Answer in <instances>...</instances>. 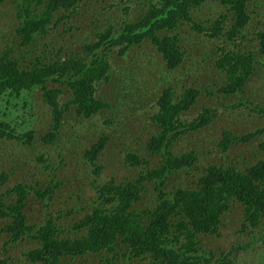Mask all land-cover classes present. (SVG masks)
<instances>
[{"label":"trees","instance_id":"1","mask_svg":"<svg viewBox=\"0 0 264 264\" xmlns=\"http://www.w3.org/2000/svg\"><path fill=\"white\" fill-rule=\"evenodd\" d=\"M205 1H144L143 11L135 19L126 15L117 25L108 22L101 28L96 24L99 29L95 39H89L90 34L80 36L81 43L73 50L58 44L53 31L84 0H0V140L10 139L28 147L37 139L45 148L37 152L36 167L41 166L45 177L50 174L46 170L53 171L51 149L60 157L74 154L73 167L82 162L81 171L89 169L93 178L103 170L101 154L112 155L116 150L128 168L121 181L110 178L95 184L91 200L65 211L53 208L52 195L60 197L63 193L58 188L66 181L53 173L44 187L39 186L42 175H38L32 183L18 180L0 192V232L6 235L0 244V264H14L7 252L18 241L33 244L21 249L22 264H73L80 259L96 264H139L146 259L148 264L210 262L199 253L200 235L219 234L222 217L232 206L241 208L239 229L258 232V238L264 241V136L257 142L262 155L254 158L255 150L248 153L240 168L233 161L196 166L197 155H201L198 148L179 153L173 150L180 135L191 138L195 131L214 122L227 104L264 114V101L248 98L254 92L264 100V88H247L262 65L258 53L264 58V24L255 30L257 49L255 44L242 43L246 36L243 29L251 20L249 3L258 0H211L224 12L221 8L203 25L196 15L193 19L192 12ZM128 8L123 6L124 11ZM6 18L9 31L2 28ZM79 26L75 23L64 29ZM183 33L191 40L203 33L225 44L216 47L220 53L210 60V51L197 56L194 43H187ZM145 41L160 55L158 62L162 65L153 83H166V75L178 67L189 66L195 73L196 64H201V71L210 69V75H215V87L209 90L207 80L197 86L195 77L193 84L181 92L174 85H166L154 101L145 103L142 92L146 85L123 75L118 76L121 80L117 88L114 86L112 102L96 96L101 82L116 81L114 74L110 77L112 65L125 66L119 59L114 62L112 51L123 56L130 47ZM38 93L42 104L50 109L49 127L39 135L36 122L40 120H33L34 112H30L32 98ZM229 97H237L238 102L230 103ZM15 105H20L28 126L21 131H17V122L8 118ZM193 108L196 115L187 120L184 115ZM142 109L149 121L143 129L136 124L142 119ZM100 114L101 124L97 118ZM251 122L242 135L223 128L215 140L216 147L226 151L234 141L247 142L261 135L263 129L255 127L256 120ZM146 131L148 137L142 138ZM118 132L129 133L130 142L123 147L115 145L118 141L112 138ZM112 143L113 148L109 147ZM64 144L69 146L62 147ZM156 156L158 162L150 165L149 157ZM13 160L15 172L18 161ZM194 166L198 173L193 186L171 185L177 173H190ZM11 172L0 170V189L10 180ZM30 192L42 202L43 211L36 219H29L25 210ZM80 211L83 213L78 218L64 222L67 215ZM235 248L221 253L214 264H233L229 254Z\"/></svg>","mask_w":264,"mask_h":264},{"label":"rangeland","instance_id":"2","mask_svg":"<svg viewBox=\"0 0 264 264\" xmlns=\"http://www.w3.org/2000/svg\"><path fill=\"white\" fill-rule=\"evenodd\" d=\"M9 2L10 0H6ZM148 3L151 0H84V2L72 13L70 18L62 20V22L54 29L55 38L58 39L57 43L63 45V47L69 46L71 49L76 50L79 46L80 36L90 34L89 39H95V31L99 28L95 27L96 24H100L101 28L106 26L108 22H111L115 25L120 24L121 18L127 17L136 18L139 15V11H143L142 3ZM155 0H152L154 2ZM15 2H12L8 5L10 10L13 9ZM140 3V4H139ZM128 5V10H123V6ZM218 4L211 0H206L204 4L199 9H194L192 12L193 19H196L201 22L203 25H207L209 19H212L214 16L218 15V12H221L223 7H217ZM199 10V11H198ZM249 14L251 16L250 23L247 25L243 32L246 36L242 39V43L256 46L255 40V30L260 28L264 24V0H258V2L253 1L249 3L248 6ZM198 11V12H197ZM224 12V8H223ZM124 14V15H123ZM79 24L78 28L64 29L70 24ZM2 28L6 27V31H9L10 27L8 24V18L4 19L2 22ZM225 26V25H224ZM195 35V32L192 33ZM192 36V37H193ZM182 37H187V43L193 42V50L197 56H202V52L205 51L208 53L210 51V60L215 59L220 51H215L216 47H219L225 43H222L214 37H207L203 33H199L197 37L193 40L190 39L189 35L182 34ZM227 47H232L231 44H227ZM114 62L115 59L120 60V64L125 65L123 68L116 67L115 64L112 65L110 69V77L114 74V79L111 82H101L97 86L96 96L105 98L108 101L112 102L111 96L114 94L115 85L121 79L118 76L131 75L134 77V80L137 79L142 81L146 88L143 89L142 100L154 101L156 95L160 92L161 87L166 85H174V88L177 92H181L184 87L191 86L195 77L198 78L195 83L199 86L204 84L207 80L209 83L208 89L212 90L215 85L212 83L213 74L210 75V69L208 71H201L199 67L201 64H196L195 73L191 70V67L185 66L184 68L178 67L174 71L166 75V83L159 84L154 82V76L159 72V69H162V65L159 64L160 55L149 46L147 41L135 44L130 49H128L123 56H117L116 51L113 52ZM217 53V54H216ZM258 59L261 61L262 65L260 68H257V74L252 79L247 88H254L258 90L259 88H264V58L260 57L258 53ZM264 57V56H263ZM27 61V60H26ZM256 63V61H254ZM198 67V68H197ZM256 67L258 64L256 63ZM194 69V68H193ZM217 71V70H216ZM156 80V78H155ZM157 86H155V85ZM118 85H116L117 88ZM120 87V86H119ZM121 88V87H120ZM181 89V90H180ZM203 94L207 98H210L202 90ZM149 93V96H148ZM248 98H252L258 101H264L262 98H257V94ZM245 95V94H244ZM41 96L38 93V96L32 98L33 106L30 108V112H34L33 120H40L36 122L37 131L40 133L45 132V128L49 127L50 120V109L46 105H43L40 101ZM230 103L238 102L237 97H229ZM11 106V105H10ZM9 106V109H10ZM225 111L222 107L218 112V117L214 122L209 126L200 129V131H195L191 138L189 135H180L176 141L173 143V150L175 152H181L189 149V147L198 148L200 154L197 155V161L195 162L196 166L203 165L205 162L225 163L229 164L231 161L240 168L244 165L246 155L250 152L256 151L254 158H259L262 155V152L257 146V142L260 140V137L264 136V114L257 112L249 113L246 110V107L235 106L232 107L229 104L226 105ZM13 107V106H12ZM11 107V108H12ZM14 111L12 114H9L8 118L12 121L17 122V131H21L28 127L23 121L22 109L19 106H14ZM149 107H145L148 110ZM145 109L140 110L142 113V119L137 121L136 124L140 125V128H144L143 125H147L149 121L146 119ZM222 111V112H221ZM197 112L196 108L190 109L186 112L184 117L187 120H191L195 117ZM247 115H251L248 117ZM7 116H5L6 118ZM28 116H26L27 118ZM103 114L97 116L99 119L98 123H102ZM251 119L256 120L254 124L255 127L261 128V135H256L254 138L250 139L247 142L243 141H234V143L226 151L221 150V147H216L215 140L219 138L221 130L223 128L235 130L237 135H242L247 129L246 124L251 122ZM139 122V124H138ZM252 123V122H251ZM245 127V128H244ZM257 128V129H258ZM40 130V131H39ZM135 129H133V132ZM129 133L118 132L115 135H112V138L119 143V147H123L124 144L130 140L128 139ZM149 132H144L141 136L142 138H147ZM191 141V142H190ZM87 143H85L86 145ZM89 145V144H88ZM69 144H64L62 147H67ZM56 147V146H54ZM78 147V146H76ZM109 147H114L113 143ZM45 148L41 146L37 139H33L31 146L23 147L22 145H17L15 142L9 140H0V170L12 171L10 173V180L0 189V192L4 191L7 187L12 186L17 183V181L25 180L29 183H32L38 175H42L40 185L44 187L46 184V178L54 174L55 178H60L66 180L58 189L63 193L60 197L52 195V200L54 204V209L56 207H62L63 210H68L71 207L78 208L80 204L85 201H89L94 197L96 189L94 188L95 184L103 183L110 178H113L115 181H121L128 172V168L123 165V161L120 157V154L115 150L112 155L104 156L101 154L100 162L104 164L102 172L96 177L93 178L90 174V170H83L81 166L82 162H78L77 167H73L74 154H67L65 157L58 156L56 150H50V160L52 162L53 171L46 170L45 173H50L49 176L41 174V166L36 167L37 152L39 149ZM49 149H47L48 151ZM67 153V152H66ZM144 153V152H143ZM205 157V159H204ZM18 161V168L14 172L15 162ZM159 156L149 157L150 165H154L158 162ZM39 171V173H33L34 171ZM192 172H179L171 180V185H182L184 187L193 186L196 180V174L198 173V168L193 167ZM56 174V175H55ZM77 175V176H76ZM77 178V180H75ZM93 179H96L94 182ZM75 180V181H74ZM54 197V198H53ZM8 199V198H6ZM65 201V202H64ZM40 202L37 198H33V193H29V203L25 207V210L28 214L29 219H36L37 215L43 211V208L40 207ZM42 203V202H41ZM83 213V211L75 212L67 215L64 218V222L68 223L72 218H78V216ZM222 221L219 228V234L216 235H200V252L204 257L209 258L210 262L202 261L201 264H214V261L218 259L221 253L229 251L233 246H236L229 257L233 260V264H264V241L258 238V232L256 234L250 232L248 229L241 231L239 229L240 223L242 221L241 217V208L237 206L230 207L225 215L222 217ZM1 227V225H0ZM6 239V235L0 232V244L1 241ZM33 244L29 241H20L17 244H13L11 250H8V254L12 256V261L14 264H22L21 260L23 256L20 254L21 249L32 246ZM239 245V246H237ZM98 259V258H96ZM84 259L76 260L73 264H96L92 261H84ZM138 259L135 261L137 262ZM12 263V262H10ZM98 264V263H97ZM139 264H148V259L141 260Z\"/></svg>","mask_w":264,"mask_h":264},{"label":"clouds","instance_id":"3","mask_svg":"<svg viewBox=\"0 0 264 264\" xmlns=\"http://www.w3.org/2000/svg\"><path fill=\"white\" fill-rule=\"evenodd\" d=\"M18 242H20V241H18ZM15 244H17V243H15Z\"/></svg>","mask_w":264,"mask_h":264}]
</instances>
